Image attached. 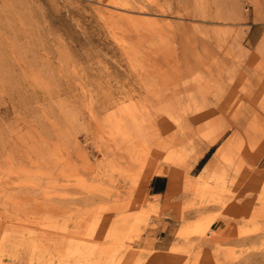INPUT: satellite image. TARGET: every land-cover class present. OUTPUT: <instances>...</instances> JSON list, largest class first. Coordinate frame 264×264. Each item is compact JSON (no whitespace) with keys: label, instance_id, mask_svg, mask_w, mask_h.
Listing matches in <instances>:
<instances>
[{"label":"rangeland","instance_id":"374dc122","mask_svg":"<svg viewBox=\"0 0 264 264\" xmlns=\"http://www.w3.org/2000/svg\"><path fill=\"white\" fill-rule=\"evenodd\" d=\"M262 143L264 0H0L1 264H264Z\"/></svg>","mask_w":264,"mask_h":264},{"label":"crops","instance_id":"0c3cea01","mask_svg":"<svg viewBox=\"0 0 264 264\" xmlns=\"http://www.w3.org/2000/svg\"><path fill=\"white\" fill-rule=\"evenodd\" d=\"M148 188L150 195L162 196L165 194L167 189V180L163 176H155L150 179ZM158 227V230L154 232L155 239L152 245L156 249H164L171 242L170 235L177 230V226L175 223L166 218L165 221H162ZM212 227L215 231H221L222 234H226V230L229 228L228 225H223L222 223H213Z\"/></svg>","mask_w":264,"mask_h":264},{"label":"bare ground","instance_id":"6f19581e","mask_svg":"<svg viewBox=\"0 0 264 264\" xmlns=\"http://www.w3.org/2000/svg\"><path fill=\"white\" fill-rule=\"evenodd\" d=\"M237 103V102H236ZM227 111V110H226ZM234 123V122H233ZM237 124L235 123V125L234 126H236ZM260 128H261V126H260ZM238 133V130H235V132H233V136H232V138L231 139H229V140H227V142L223 145V147H221V152H223V154H226V153H228V152H230V151H233V150H235L236 151V149H234L235 148V144H234V141H235V139H236V134ZM130 140H132V139H130ZM252 140V139H251ZM254 140V139H253ZM159 141V140H158ZM245 141V140H244ZM243 141V142H244ZM157 142V141H156ZM160 142V141H159ZM246 142V141H245ZM131 143V142H130ZM158 143V142H157ZM236 143H237V141H236ZM241 142L239 141L238 142V144H240ZM160 144V143H159ZM242 144V146H243V144L244 143H241ZM240 144V145H241ZM249 144V143H248ZM262 144H264V143H262ZM170 146V145H169ZM222 146V145H221ZM249 146V145H248ZM253 146V145H252ZM239 147V146H238ZM178 148V147H177ZM241 148V147H240ZM149 149V148H148ZM242 149V148H241ZM241 149H240V151H241ZM260 149V148H259ZM140 150V149H139ZM142 150V149H141ZM168 151H170V150H168ZM262 151H264V149H262ZM146 152V151H145ZM174 152V151H173ZM175 153H177V152H175ZM231 153V152H230ZM258 153H260V154H262L260 151L258 152ZM148 154H150V152L148 153ZM169 154V153H168ZM247 154V153H246ZM138 155H139V153H138ZM178 155V154H177ZM182 156V155H181ZM143 157H145V155L143 156ZM172 157V156H171ZM232 158V157H231ZM140 159V158H139ZM146 159V158H145ZM144 159V160H145ZM152 161V160H151ZM177 161V160H176ZM180 161V160H179ZM148 163V162H147ZM154 163V162H153ZM145 164V163H144ZM153 167V170H152V173H156V174H163V173H165V172H167L166 171V168H168L167 167V165H163L164 167H161L160 169H157V168H155V165H153V164H151V162H150V164H148V167ZM169 169V168H168ZM172 179V175H170L169 176V182H168V184H170V180ZM209 221H207L206 220V222L204 223V224H202V226H201V230H204V231H207L208 229V226H209ZM211 232V231H210ZM1 264V263H0Z\"/></svg>","mask_w":264,"mask_h":264}]
</instances>
